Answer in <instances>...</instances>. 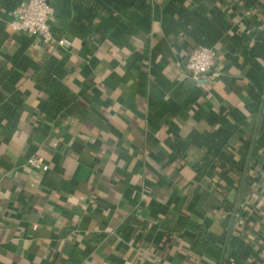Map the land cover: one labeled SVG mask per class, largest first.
<instances>
[{"label":"crops","instance_id":"obj_1","mask_svg":"<svg viewBox=\"0 0 264 264\" xmlns=\"http://www.w3.org/2000/svg\"><path fill=\"white\" fill-rule=\"evenodd\" d=\"M50 4L68 46L0 8V264H264V0ZM182 9L223 27L195 79Z\"/></svg>","mask_w":264,"mask_h":264},{"label":"built area","instance_id":"obj_2","mask_svg":"<svg viewBox=\"0 0 264 264\" xmlns=\"http://www.w3.org/2000/svg\"><path fill=\"white\" fill-rule=\"evenodd\" d=\"M13 18L9 25L12 31L25 32L39 38L44 44L68 46L70 41L65 38H56L50 29V19L53 8L50 0H23L12 12ZM216 51L213 47L197 45L190 52L186 69L195 79L201 74H211L215 65ZM28 164L41 171L48 170L40 157L32 156Z\"/></svg>","mask_w":264,"mask_h":264},{"label":"trees","instance_id":"obj_3","mask_svg":"<svg viewBox=\"0 0 264 264\" xmlns=\"http://www.w3.org/2000/svg\"><path fill=\"white\" fill-rule=\"evenodd\" d=\"M23 0H0V8L6 12V13H12L14 9L22 2ZM96 0H73V6L74 10L76 11V20H82L85 18V10L83 9L84 4H91ZM211 3L216 2L217 0H208ZM248 2H251L253 0H245ZM181 12L184 14V16H189V24H191L192 29L186 30L187 34H190L193 36L195 42L199 45H204L207 47H213L214 44L221 38L222 33H223V27H220L218 23H212L213 22H218L220 20V15L216 14L213 15V19H208L204 15L201 16L200 18L196 16V14L192 15L193 13L188 10V9H182ZM4 36L0 32V47L4 42ZM46 78L47 75H45ZM44 77V79H46ZM198 138V137H197ZM217 138V140L215 139ZM205 142L208 143V146L210 148V151L208 153V156H206L204 160V164H207V162L212 158L216 157H221L220 154V147H222L223 143H225V139H219L218 136L216 135H205L203 137ZM196 169L198 173L200 174L203 170L204 167H198L196 166Z\"/></svg>","mask_w":264,"mask_h":264}]
</instances>
